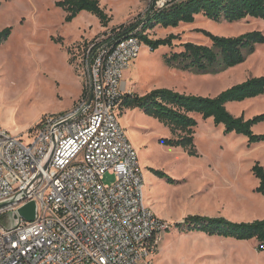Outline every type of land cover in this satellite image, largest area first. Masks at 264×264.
I'll return each mask as SVG.
<instances>
[{
  "label": "rangeland",
  "instance_id": "rangeland-1",
  "mask_svg": "<svg viewBox=\"0 0 264 264\" xmlns=\"http://www.w3.org/2000/svg\"><path fill=\"white\" fill-rule=\"evenodd\" d=\"M58 1L0 0V32L13 28L9 40L0 46V126L26 143L32 141L30 130L44 117L71 111L82 96L83 82L79 69L69 61V49L78 42L113 35L121 27H128L151 3L101 0L112 17L104 28L87 12L65 23L64 10L56 6ZM201 31L222 37L264 33V20L251 18L230 24L198 17L191 25L150 31L152 40L171 34L178 40L172 48L164 46L155 51L143 44L138 58L123 73L127 93L144 95L167 88L187 95L216 97L249 78L264 76V45L257 46L244 64L218 73L197 74L168 66L165 57L181 52L184 43L211 45ZM227 109L235 117L252 119L264 114V97L233 103ZM117 118L138 154L147 205L172 226L159 250L151 255L156 264H264V252L256 250L255 240L210 237L175 227L189 211L190 215H217L235 223L264 219V196L256 193L258 180L251 171L256 162L264 167V142L249 145L247 137L226 134L224 127H216L212 119L196 116L198 154L191 156L184 148L160 144V139L173 137L170 130L140 110L119 108ZM254 132L264 134V122L255 126ZM135 141L140 142L142 151ZM153 170L165 172L175 184L159 179ZM149 176L159 180L152 196L147 192ZM115 181L113 175L104 177L105 184ZM8 226H12L11 221Z\"/></svg>",
  "mask_w": 264,
  "mask_h": 264
},
{
  "label": "built area",
  "instance_id": "built-area-1",
  "mask_svg": "<svg viewBox=\"0 0 264 264\" xmlns=\"http://www.w3.org/2000/svg\"><path fill=\"white\" fill-rule=\"evenodd\" d=\"M142 47L132 35L78 42L69 49L83 82L78 104L44 117L30 143L0 126V264H155L151 255L172 226L146 206L138 154L117 118L123 73ZM38 172L43 183L27 195ZM107 174L116 181L105 184ZM31 201L35 220L9 227Z\"/></svg>",
  "mask_w": 264,
  "mask_h": 264
},
{
  "label": "trees",
  "instance_id": "trees-1",
  "mask_svg": "<svg viewBox=\"0 0 264 264\" xmlns=\"http://www.w3.org/2000/svg\"><path fill=\"white\" fill-rule=\"evenodd\" d=\"M162 1V2H161ZM161 2V3H160ZM66 13L65 23H72L81 13L95 16L102 27L112 22V17L102 7L101 0H62L56 3ZM198 17L216 23H239L247 19L264 20V0H151L149 7L140 14L134 23L114 33L117 40L128 36L139 37L151 51L160 47L172 48L178 37L171 34L165 39L152 40L149 32L156 28L177 29L182 24H194ZM12 27L0 32V46L6 43ZM211 45L195 43L182 44L183 50L165 57L170 67L197 73L213 74L234 69L244 64L253 55L256 47L264 45V33L253 31L237 37H222L201 31ZM264 97V76L249 78L232 86L216 97L187 95L167 88L154 90L144 96L125 94L121 100L123 111L140 110L167 127L172 138L160 139L159 143L172 148H184L189 155L197 156L196 128L197 117L212 119L216 127H224L225 133H236L248 138L249 145L264 142V134L256 135L254 127L264 122V114L252 119L235 117L227 109L228 104L242 103ZM252 173L259 184L256 193L264 196V167L256 162ZM168 184L175 180L165 172L152 171ZM175 227L188 233H203L210 237L233 239L236 241L257 242L256 250L264 252V219L253 222L235 223L224 217L188 216Z\"/></svg>",
  "mask_w": 264,
  "mask_h": 264
},
{
  "label": "water",
  "instance_id": "water-1",
  "mask_svg": "<svg viewBox=\"0 0 264 264\" xmlns=\"http://www.w3.org/2000/svg\"><path fill=\"white\" fill-rule=\"evenodd\" d=\"M57 146V139L56 136L53 138V142L50 148V151L43 163V170L46 172L49 170V167L52 163V159L56 150ZM44 176L42 172H38L35 179L29 184V186L25 189V192L27 195L33 194L43 183ZM36 203L34 201H31L27 203L25 206L20 208L17 212H15L13 215H10V220L12 226L15 227L19 223L20 218L25 219L28 222H33L36 218Z\"/></svg>",
  "mask_w": 264,
  "mask_h": 264
},
{
  "label": "crops",
  "instance_id": "crops-1",
  "mask_svg": "<svg viewBox=\"0 0 264 264\" xmlns=\"http://www.w3.org/2000/svg\"><path fill=\"white\" fill-rule=\"evenodd\" d=\"M59 1H62V0H59ZM59 1H58V2H59ZM83 13H84V12H83ZM83 13H81V14H83ZM81 14H80V15H81ZM80 15H79V16H80ZM65 16H66V13H65ZM79 16H78V17H79ZM78 17H77V18H78ZM77 18H76V19H77ZM69 61H70V59H69ZM70 63H71V62H70ZM123 89H124V95H125V94H128L127 91H126V90H127V84H126L125 82H123ZM147 94H148V93H147ZM144 95H146V94H144ZM144 95H140V96H144ZM229 106H230V104L227 105V107H229ZM251 170H252V169H251ZM143 175H144V174H143ZM149 177H150V176H149ZM151 178H152V177L149 178V180H148L149 182H150V179H151ZM258 184H259V182H258ZM145 189H146V184H145ZM145 189H144V192H145ZM145 204H146L147 207H149V206L147 205L146 198H145ZM149 208H150V207H149ZM150 209L153 210L152 208H150ZM153 211H154V210H153ZM154 213H155V212H154ZM194 213H198V212H194ZM156 214H157V213H156ZM198 215H199V216L212 217V218H213V217H222V216L209 215V214H202V213H199ZM157 216H158L159 218L165 220L164 217H161V216H159L158 214H157ZM188 216H194V215H190V211H189V212H186V213H185V217H184V218L186 219ZM226 219H228V218H226ZM166 221H167V220H166ZM183 222H184V220H181L180 223H183ZM191 233H192V232H191ZM196 233H197V232H196ZM255 242H256V241H255ZM156 262H157V261L154 260V263H155V264H156Z\"/></svg>",
  "mask_w": 264,
  "mask_h": 264
},
{
  "label": "bare ground",
  "instance_id": "bare-ground-1",
  "mask_svg": "<svg viewBox=\"0 0 264 264\" xmlns=\"http://www.w3.org/2000/svg\"><path fill=\"white\" fill-rule=\"evenodd\" d=\"M134 143H135V146L137 147V149L139 151H142V146H141L140 142L135 141ZM157 181L159 182V180L157 178H155V177H153L152 179H150V183L148 184V187H147V192H148V194L150 196H152V195L155 194L154 185H155V183L156 184L158 183Z\"/></svg>",
  "mask_w": 264,
  "mask_h": 264
}]
</instances>
